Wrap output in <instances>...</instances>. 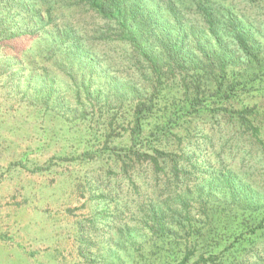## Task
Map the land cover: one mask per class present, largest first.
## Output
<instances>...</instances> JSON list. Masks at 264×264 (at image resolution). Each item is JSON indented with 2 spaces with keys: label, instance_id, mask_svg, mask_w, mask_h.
I'll list each match as a JSON object with an SVG mask.
<instances>
[{
  "label": "trees",
  "instance_id": "16d2710c",
  "mask_svg": "<svg viewBox=\"0 0 264 264\" xmlns=\"http://www.w3.org/2000/svg\"><path fill=\"white\" fill-rule=\"evenodd\" d=\"M255 7L264 0H0V53L2 41L31 37L15 69L31 65L34 78L51 82L47 66L65 63L77 100L90 99L93 115L75 118L85 133L55 115L72 142L64 158L119 167L134 190L146 186L159 200L176 194L179 211L147 198L150 246L132 264H264V186L255 181L260 174L264 185V29ZM38 108L34 124L52 107ZM17 125L0 126L15 137ZM207 127L231 136L240 165L212 163ZM22 135L33 139L24 127ZM75 144L81 154L68 150Z\"/></svg>",
  "mask_w": 264,
  "mask_h": 264
},
{
  "label": "rangeland",
  "instance_id": "374dc122",
  "mask_svg": "<svg viewBox=\"0 0 264 264\" xmlns=\"http://www.w3.org/2000/svg\"><path fill=\"white\" fill-rule=\"evenodd\" d=\"M250 14L257 19V26L264 29V8H251ZM80 25L86 30L89 27L88 32L99 30V34L106 29L103 23L91 24L92 27L84 22ZM2 43L5 50L0 53V125L18 124L19 134L13 137L0 126V264H132L138 259V253L147 252L150 246L147 198L171 201L179 211L181 204L174 203L176 194L167 193L159 200L157 196L148 195L146 186L139 192L134 190L129 185L128 175L120 173L119 167L106 162L87 164L82 160L65 159L63 146L72 142L65 138L67 132L61 130L68 123L64 124L55 115H64L72 120L74 130L85 133L87 122H76L75 118L83 112L90 113L89 117L93 115L88 104L90 99L84 97V92L82 99L77 100V85L67 78L70 69L65 63L51 61V66H47L53 77L51 82L39 79L37 73L34 78L31 65L23 68L24 74L15 69L18 62L23 61L20 54L31 44V37L22 36ZM96 46L102 49L101 45ZM7 61L12 65L6 74L3 70L6 71ZM35 67L39 73L44 71L43 65ZM77 71L76 68L74 73ZM8 74L15 78H7ZM19 75L21 79H17ZM76 80L82 87L83 79ZM50 87L54 90L52 100H48ZM61 99L72 104L70 110L54 105ZM45 101H50V113L40 116L45 122L34 124L32 113L38 107L44 108ZM23 120L27 124L23 125ZM23 127L33 139L23 137ZM45 128L61 136L52 134V138L46 139ZM208 128L204 133L213 136L215 143L212 163L222 159L227 164L240 165L243 157L232 150L228 139L231 136L226 135V131L214 136ZM75 146L78 150L73 146L68 150L81 154L83 148ZM261 170L264 173L263 166ZM255 181L264 186L260 174ZM199 207L198 202L193 203V213L198 212Z\"/></svg>",
  "mask_w": 264,
  "mask_h": 264
}]
</instances>
